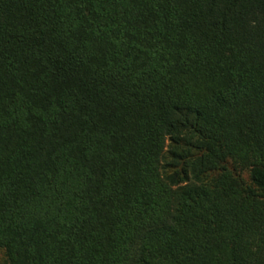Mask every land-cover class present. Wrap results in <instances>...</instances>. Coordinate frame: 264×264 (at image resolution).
Instances as JSON below:
<instances>
[{
    "label": "trees",
    "instance_id": "1",
    "mask_svg": "<svg viewBox=\"0 0 264 264\" xmlns=\"http://www.w3.org/2000/svg\"><path fill=\"white\" fill-rule=\"evenodd\" d=\"M9 264H264V0H0Z\"/></svg>",
    "mask_w": 264,
    "mask_h": 264
},
{
    "label": "rangeland",
    "instance_id": "2",
    "mask_svg": "<svg viewBox=\"0 0 264 264\" xmlns=\"http://www.w3.org/2000/svg\"><path fill=\"white\" fill-rule=\"evenodd\" d=\"M0 264H9L5 252L0 248Z\"/></svg>",
    "mask_w": 264,
    "mask_h": 264
}]
</instances>
